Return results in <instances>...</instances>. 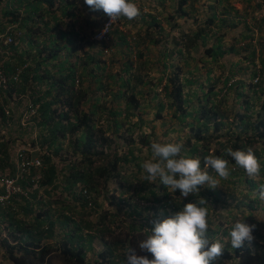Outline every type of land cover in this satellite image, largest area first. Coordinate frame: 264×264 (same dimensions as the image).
<instances>
[{
    "label": "trees",
    "instance_id": "16d2710c",
    "mask_svg": "<svg viewBox=\"0 0 264 264\" xmlns=\"http://www.w3.org/2000/svg\"><path fill=\"white\" fill-rule=\"evenodd\" d=\"M1 1H4V3L0 5V21L6 20L7 23L19 21L16 13L11 9V3L13 1L0 0V4ZM49 4L52 5L51 0H49ZM194 6L196 5L193 0H179L174 14L178 17L190 16L187 9H195ZM231 11L237 12L234 7L223 9V12L227 14ZM35 14L36 16L40 15L39 9L36 10ZM175 15L170 14V19H173ZM215 19L216 17L214 15L208 16L200 23L197 22L196 17H194L195 24H199V29L193 32L192 38H189V44L191 43V47L194 50H197L198 41H200L202 45H205L204 35L207 36L209 29H212L214 26H218L219 29L222 25L225 26L228 24L230 26H235L238 24L236 21L225 22L224 20L226 19H222L219 20L220 22L217 21L219 22L217 25L214 23ZM223 21L224 23H222ZM19 27L22 29L25 28V31L16 39L15 43H12L13 50H16V45L23 40L29 45L35 44L37 42L34 40L35 35H44L46 31L51 29L44 25L24 28L22 26ZM42 42L43 41H39L37 44L40 48V52L44 51V53H46L44 60H54L60 48H55L54 42L51 44ZM233 50V46L227 49V51ZM213 53L216 55V51H213ZM253 54L254 53H251V55ZM18 59L19 56L16 50L14 60L18 62ZM92 60H94L93 57H89L87 62L89 63ZM24 62L25 60L22 61L21 64ZM128 63H130L129 60ZM259 63L263 71L264 56L262 53L259 57ZM37 66L39 67L40 63H38ZM34 67L33 65H29L23 70L19 77L18 84L13 88L15 92L22 93L23 90L21 86H26L31 78L39 81L45 77L48 78L46 70L43 74H40V71L33 72L37 70H33ZM74 68L75 65L74 67H69L64 76L60 75L57 78L55 76L52 78L50 77V93L52 90L59 91L57 90L59 88L61 90L65 89V87H67V90L71 89V85L74 83ZM30 73H34V75L29 76ZM101 84H104V82H101ZM110 87L113 91L116 90V94L114 93V95L117 99H120L122 92H119V89L121 86H98V90L108 93L107 91ZM129 89L131 93L126 100L125 109L127 111L124 113V116H126L125 118L134 115L137 116V114H134V110L138 107V97L136 98L135 96L137 86H129ZM161 90L163 91L164 98L167 100V106L162 102L159 103L155 114L156 117H159L160 112L165 107H168L169 109H174V117H178L181 122H184L187 117L191 118V121L187 123L191 134L188 135V140L187 143L184 144L183 150L187 155L199 158L202 168L204 167L203 159L205 156L215 155L227 159L230 169V175L227 179L217 177L215 172L208 169L209 174L216 177L219 183L225 186V189L221 190L217 187L213 189L205 185L200 188L197 194H190L187 198H184L185 202L168 196V189L163 184H160L159 180L152 183L143 180L144 174L141 163L144 159L135 154L133 145L131 148H128L126 153L122 155L117 154V152L113 153L111 161L91 168L95 160L89 157V154L91 152L97 155L104 154L102 150H97V152H95L94 149L95 145H97V141L103 143L109 142V139L104 134L105 132L101 128L96 129L94 124L95 111L81 112L79 110L77 105L80 98L79 94L68 100L73 110L72 112L74 113L73 117H70L65 112L54 114V110H52L51 107L50 111H52L53 114L51 113L50 116L47 113L46 104H44L41 107L42 117L39 124L41 127L40 136H43L42 130L45 126H49V132L47 136L41 138L40 145L41 147H47L48 154L42 155L45 168L41 170L40 185L29 191V197L18 195L12 198L11 204L0 212V222L5 223L3 229L6 230L8 236L7 239L3 238L1 243L3 247L6 248L7 258L12 264H52V258L56 259L57 257L62 260L64 264H126L124 253L127 248H135L139 255L147 253L139 250L138 241L145 238L146 228L151 229L153 227L151 223L153 220L163 219L170 214V211H178L184 204L188 202H198L202 198H204L206 202L200 206L206 208L207 211L211 210V205L220 202L222 197L226 196V192H229L227 196L234 199L233 194L230 192L235 187L237 181L248 184L249 187L245 194L246 197H249L252 190L258 188L260 183H264V132H257V128L262 125L261 120L252 122L251 117L241 112L240 109L237 111L231 110L226 105L225 97L222 98V101H218L219 91L214 90L212 86L209 90L203 92L201 96L196 92H193L192 96L188 93L184 95V84L179 80L176 73L166 77ZM80 91L83 93L81 89L78 90V93H80ZM70 92L76 94L72 92V90H70ZM258 93L259 89L253 90L254 99L258 97ZM239 96L238 93L236 98L239 99ZM100 99H103L102 95H99V100ZM193 100L196 106H193L191 109L190 104H192ZM245 104L246 108H249V102L247 100H245ZM100 106L106 108L104 103L98 105V107ZM226 108H228V110H225ZM176 112L178 115H176ZM107 114L112 115L114 118V127L116 129L115 131H117L121 126V121L117 119L121 114L120 111L115 109L107 110ZM62 116L68 122L66 127V123L59 121ZM54 118L57 119V122H53ZM2 122L5 123L3 116ZM250 127L253 128L254 132L252 131L251 134L244 135L245 133H243V131L246 132ZM237 129L239 130L237 131ZM95 130H97L96 135ZM15 131L18 136L24 137L23 135L29 131V128L19 126ZM98 131H100V134ZM66 134H69L71 139L75 137L74 140L69 141L68 148L72 146L71 148L74 153L80 154V156L83 157L85 163H87L86 167L84 165L72 163L64 165L60 168L61 171H58L57 165L52 157L60 156V146L63 143V140L60 141V139L61 137H66ZM257 139L263 142L259 150L254 147ZM140 140L141 145L147 146L146 149L151 152V144H149L150 141L148 140V136L144 135ZM7 141L1 140L0 138L1 171H5L4 168L9 163L7 149L10 140L8 139ZM213 145H215V147L211 150ZM228 147L233 148V150L244 151H247L249 148L252 149L261 164V180L258 184L252 179L246 178V172L242 168L236 166L235 161L226 155L225 149ZM30 171L28 181H30L35 174L34 169ZM65 171L66 173H64ZM9 174L14 175L15 171L10 169ZM139 174L143 175L140 177ZM94 175L103 178L104 183H107L108 179L111 177L118 183V186L114 188L112 194L109 196H107L106 193L104 194L106 200V203H104L106 206L121 207V203H126L127 201L126 198H122L125 191H127L130 203L128 204L129 209L125 210L124 213L128 216H137V221L135 218V221L130 220V222L125 225L124 221L119 218L116 212L104 210L102 203L98 201L96 197L97 194L103 193L102 190L107 191V186L106 188H102L101 191L98 190V186L93 182ZM133 178L136 179L132 180ZM21 184L23 187L28 186L24 181H21ZM79 184H82L83 187H80ZM62 191L67 192L65 196L67 199L62 196ZM58 192L59 194L57 196H59L60 200L58 198L51 200L50 197ZM116 193L118 195H116ZM169 193L172 194L171 191H169ZM173 193L174 195L180 194L178 190ZM160 194L165 195L164 202L166 203L161 202L162 199L158 197ZM44 197H46V199H44ZM135 197L140 201L147 202V204L140 206L139 202L135 201ZM107 198L109 199V203H107ZM89 201L92 202V205ZM245 203L252 209V204H249V202ZM42 205H45L43 210L41 207ZM90 212H93V214L95 213L93 219L89 218ZM143 212L144 214H142ZM159 212L161 216H159ZM213 222L214 219L208 220L209 237L213 240L218 239L220 241L225 236L229 239L228 232L224 230L222 234L219 233V226H216ZM57 226L62 229L63 233L55 231ZM218 234L220 236H218ZM256 234L257 235H253L254 240L251 244L246 242L245 245L239 249H233L228 240L224 243L225 247L221 259H237L233 264H264V236L260 233ZM54 238L55 241L52 246L44 241L45 239ZM95 240L102 245L100 248H96V250L94 248ZM89 252L93 255L90 259L87 256Z\"/></svg>",
    "mask_w": 264,
    "mask_h": 264
},
{
    "label": "clouds",
    "instance_id": "9594fccd",
    "mask_svg": "<svg viewBox=\"0 0 264 264\" xmlns=\"http://www.w3.org/2000/svg\"><path fill=\"white\" fill-rule=\"evenodd\" d=\"M178 1H175L176 6L178 4ZM85 4L91 10L93 11L102 10L103 13L105 14L100 27L102 26L107 16L110 18V21L114 22L115 24V21H117L122 17L128 20H133L140 15V9L136 5V3L133 2V0H85ZM172 15H174V13ZM213 15L216 17L217 21L220 20L217 12H214L212 16ZM224 16L225 14H221V17L226 18ZM182 17L184 16H181V18ZM194 17L196 16L194 15L192 16V21L194 26H192V28L189 31H184L183 33L181 32L180 48L182 49L183 48L182 46L184 45L186 47V52H188V54H190V52L197 53L198 50H200V52L216 51V55L213 53L211 65L209 66L210 67L209 80H205V77L199 72L191 73L190 76L188 75V73H186L183 75L182 79L177 72H173V75L176 73L179 77V80L183 84L186 81L190 82L188 79H191L192 82L200 85V86H187L189 88V91L184 90V95L188 93L190 96H192V93L196 92L199 96H201L203 92L209 90L212 86L214 90L219 91L217 98L218 101L220 100L222 101L223 100L222 98L225 97L226 105L231 110L237 111L240 109L241 112H244V114L249 115L251 117L252 122H255L256 120H261L262 125L261 127L257 128V132H264V126H263L264 125V70L262 71V67L259 66V64L253 65V59L255 57L259 58L261 56V53L259 52L260 47L259 49L256 46H254V48L253 47L249 48L247 47L248 42L245 41L246 38H249L250 36H252V34H255L257 32L256 28L251 27L250 30L251 25L249 26V22L245 21V23H247L249 26L250 32L243 31L239 33L242 36L239 37V39L236 41V44L232 43L231 46H233L234 48L233 51H227V49H229L230 46L229 45H228L229 47L224 46L225 42L223 40V36H221L220 33H215L213 36L208 34L209 32L207 33L208 40L206 41L205 38V44L211 43V46L204 48V45H202L199 41L197 50H194L191 47V43L189 44V38H192L193 32L199 29V25L196 28L197 24H195ZM207 17H205L201 21H204ZM176 18L179 17L175 15V17L170 22L175 23L177 21ZM234 21L236 22L241 21L240 23H242L243 18L241 16H238ZM237 25L233 27H236ZM100 27L97 30H99ZM0 28H1L0 30L1 32L3 30L2 29L3 27L1 26ZM113 29H114V25H113ZM113 29L111 30V32H113ZM97 30H95L93 34ZM111 32L109 33V35L111 34ZM102 34L103 33H101V35ZM171 34L172 33L170 32L169 35L171 36ZM109 35L105 39H107ZM163 37H164L163 39V45H164L166 44L164 41L165 36ZM173 37H174L173 42L175 45H177V40L175 36ZM105 39H100V40L92 39V40L103 41ZM182 39L185 40V44ZM172 50L173 49L171 48L169 52H171ZM251 53L254 54L251 55ZM262 55L264 56V53H262ZM200 59H203L201 63L203 66H205L207 70L208 65L205 59L202 57L199 58V60ZM229 60L231 62H229ZM17 64L21 66L27 64L26 67L32 65V63L28 65L27 61H25L22 64L17 62ZM222 66H224V69L222 68ZM26 67L23 68V70L26 69ZM221 74L222 76H220ZM257 74L261 75L260 80L254 83L253 79ZM232 78L234 79V81L227 87V83ZM165 79L166 78H164V83H165ZM161 81H162V76H161ZM78 82H79V77L77 76L76 79H74V86H71L72 92L76 94H72L71 92L68 93V97L62 99V103H61L62 105L60 108H58V110H60L61 113L65 112L70 117H73L74 113L72 112L73 110L70 107L68 100L69 98L76 97L77 94L80 95L79 102L77 103L78 108L81 112L85 111L83 107L80 108V105L82 100H84L85 93L87 91L82 90L83 93H81V91L80 93H78V90H80V86H78ZM218 84L219 86H217ZM255 89H259V93L257 95L258 97L256 99H254L253 96V90ZM65 90H67V87H65ZM94 91L97 92L93 93V91H91L89 97H91L92 94H95V99H96L95 101L99 103L100 94H97L99 93V90H94ZM58 92L59 91L55 90L54 93H58ZM16 93L18 94L17 96L27 95V97H29V93H26V91H22V93H18V92ZM238 93L240 95L239 99L236 98ZM109 95H111V92L109 93ZM113 96L115 97L116 100H119L116 98L114 94ZM120 96L122 97L123 95ZM24 99L27 100V98H20L19 101H21L23 104ZM31 100H34V98H32ZM245 100L249 102V108H246ZM94 103L95 102H93V104ZM97 105L98 104L96 103L94 105V109L90 108L88 111L86 110L85 112L94 110L95 111L94 117H96L97 112L95 108L97 107ZM190 105L192 106V104ZM223 105L225 106L224 102ZM225 110H228V108H226ZM238 130L239 129H237V131ZM252 131L253 128L250 127L246 130V132L243 131V133H245L244 135H249L252 133ZM40 132L41 129L39 130V136H40ZM42 133L43 136L45 137V132L42 131ZM96 134H97V130H95V135ZM43 136L39 137L40 140ZM65 138L68 140V145H69V141L74 140L75 137L71 139L70 135L66 134ZM97 144L99 145L98 150H102L103 153H105L104 145L106 143L98 141ZM256 144L261 145L259 147L260 149L262 147L263 142L257 139L255 145ZM68 145L66 141L65 148L70 150L72 146L68 148ZM65 148H63V150ZM150 148H151V158L146 159L141 163V168L144 174L143 180L148 181L150 183L159 180L160 184H163L171 192H176L178 190L181 194V197L187 198L190 194L195 195L200 191V188L204 187L205 185L213 189L219 185V180L213 175H210L208 169H211L213 172L216 173L217 177L222 179H227L230 175L229 161L227 159L215 155L205 156L203 159L204 167L202 168L201 160L199 158H194L187 155L183 150L184 145L182 143L179 142L161 143V142L153 141L150 145ZM212 149L213 147H211V150ZM225 153L228 157H231L232 160L235 161L236 166L242 168L246 172L249 178L255 179L260 175L261 164L251 148H249L247 151H244V150H233V148L228 147L225 149ZM44 154H48V153L44 152ZM64 173H66V171ZM35 174L40 176L39 177V182H40L41 170L40 172L38 170L37 171L35 170ZM259 182H255V183L258 184ZM105 184L107 186V191L102 190L103 193L97 195H100L106 203L104 194L106 193L107 196H109L108 193L112 194V192H114V188L118 186V183L114 180V178L111 177L110 179H108L107 183H104V185ZM79 186L83 187L82 184H79ZM106 186L102 188H106ZM254 190L255 191L257 190V193L254 192V196L255 197L258 196V198L261 201H264V183H260L258 185V188H254L252 192ZM125 192L126 194H128L127 191ZM116 195L118 194L116 193ZM124 195L122 196V198H124ZM107 201L109 203L108 198ZM205 202L206 201L204 198L200 199L198 202L197 201L188 202L184 204L183 207L180 208L178 211H170V214L167 215L165 218L153 220L151 222L153 227L151 229L146 228L145 238L138 241L139 250L141 252H147V253H143L142 255H139L135 248L132 247L127 248L124 253L126 257V264H215V262L221 259L223 255V249L225 246L220 240L218 239L213 240L208 235L209 233V223L207 218L208 212L206 208L200 206L203 205ZM107 206H108L107 208L110 209L109 208L110 205ZM142 214H144V212ZM129 217L132 221H135V218L136 221L138 220L137 216H129ZM255 228H256L255 224L250 225L244 222V217L236 218L234 221H232L230 227L228 228V237L231 247L233 249H239L242 248L246 242L251 244V242L254 240L253 232ZM220 233L222 234V232ZM222 260H229V258H224ZM233 261H234L233 263H235L237 259H234Z\"/></svg>",
    "mask_w": 264,
    "mask_h": 264
},
{
    "label": "crops",
    "instance_id": "0c3cea01",
    "mask_svg": "<svg viewBox=\"0 0 264 264\" xmlns=\"http://www.w3.org/2000/svg\"><path fill=\"white\" fill-rule=\"evenodd\" d=\"M10 1H13L11 3L12 11L19 18V21L12 23L13 25L22 26L23 28L44 25L51 29L46 31L44 35H35L34 40L37 42L33 45L27 44L24 40L16 45L19 56L18 62L21 63L25 60L28 65L32 63L33 67L35 66L33 70L37 69L33 72L40 71V74H43L46 70L48 78L45 77L40 81L31 78L28 79L26 86H21L23 91L29 93L27 101L34 98L32 101L38 105L32 123L23 127L29 128L30 132L27 131L23 135L24 137L18 136L15 130L19 128L20 124L17 123V120L8 126L3 125L0 127L1 140L7 141L11 138L7 149L9 163L4 168L9 172L10 169L16 172L18 148L29 141L39 148V151L30 152L31 155L41 158L44 152L48 153L47 147H41L40 145L41 107L46 104L47 113L50 116L51 113L53 114L50 107L54 110V114L61 113L58 108L62 105V99L68 97L71 89H59L58 93H54L55 91L52 90L50 93V79L53 76L56 78L60 75L64 76L69 67L75 65L74 79L78 76V86L81 90L87 91L85 93L86 99L84 98L80 105V108H86L87 111L88 108H91L89 103L90 92L98 90V86H158L165 70L164 60L169 57L175 58V72L181 76V79L184 74L188 73L190 76L194 72L202 74L205 80L210 79L209 66L211 65L213 52H200L198 50V56L204 58L208 65L206 70L201 63L202 60L195 61L196 55L194 52L188 54L183 48H180L181 32L189 31L194 26L193 15L189 13L190 16L179 17L182 20L177 19V23L170 22L167 18H170L169 14H173L177 7L176 4L174 6L173 0H133L140 9V15L133 20L122 17L115 21L113 32L103 41L92 40L91 35L100 27L105 14L102 10H91L85 4V0H51L52 5L49 4V0ZM3 3L4 1H1L0 5H3ZM37 9H39V16L35 14ZM9 24L6 20L0 21V27ZM170 32L177 40V45L171 44L173 52L164 50L166 48L163 46V36H165L164 41H169L166 36ZM205 38L207 41L208 37L205 36ZM172 40H174L173 36ZM39 41L47 44L54 42L55 48H60L54 60H44L46 53L44 51L40 52L37 44ZM165 43L167 44V42ZM208 46H211V43L205 44L204 48ZM189 55L191 58H189ZM89 57H93L94 60L88 63L87 59ZM128 60L130 63H128ZM38 63H40L39 67L37 66ZM222 68L224 69V66ZM32 75L34 73H30L29 76ZM188 80L190 82L186 81L184 86H200L192 82L191 79ZM101 82H104V84H101ZM71 86H74V83ZM19 103L22 102L19 101ZM22 105L25 107L26 103L15 104L13 108ZM59 121L66 123V127L67 120L63 116L60 117ZM53 122H57V119L54 118ZM48 130L49 126L43 128L42 131L45 132V136H47ZM2 131L4 134H1ZM65 139V137H61L60 141L63 140L64 143ZM62 146L63 144H61L59 152L63 150Z\"/></svg>",
    "mask_w": 264,
    "mask_h": 264
},
{
    "label": "rangeland",
    "instance_id": "374dc122",
    "mask_svg": "<svg viewBox=\"0 0 264 264\" xmlns=\"http://www.w3.org/2000/svg\"><path fill=\"white\" fill-rule=\"evenodd\" d=\"M175 1H178V0H173L174 6H175ZM193 2L196 5L194 6L195 9L190 8L188 11L189 13L197 17L196 18L197 22H200L202 19H204L207 16H212L214 12H217L220 20L226 19L224 20L225 22L234 21L236 20L238 16H241L243 18L242 23H240L241 21H239L236 27H233L227 24L225 26L222 25L219 29H218V26H214L212 29H209L208 34L214 36L215 33H220L221 36H223V40L225 42L224 46H228V45L231 46L232 43L236 44V41L239 39L240 36H242L239 33L243 31L250 32L249 26L251 25L250 30H251V27H254L256 28L257 32L255 34H252V36L249 35L250 37L245 39V41L248 42L247 47L254 48V46H256L258 47V49L260 47L259 52L264 53V4L262 3V0H204V1L203 0H193ZM230 7L231 8L234 7L237 10V12L231 11V12H228V14L223 13V9L230 8ZM221 14H225L224 17L226 18L221 17ZM176 19L179 20L180 18H176ZM171 20L172 19L169 18V21ZM181 20L182 19H180V21ZM177 21L175 23H177ZM224 21L222 23H224ZM245 21L249 22V26L247 23H245ZM202 22L203 21H201L200 23ZM219 22H217V20L215 19L214 23L218 25ZM198 25L199 24H197L196 28L198 27ZM181 30L183 31V29ZM172 36L174 35L172 34L171 36L169 35L168 36L169 41H165L167 42V44L163 45L166 48L164 49L166 51L170 50L171 44L174 43L172 40ZM182 40L185 44V40L184 39ZM182 47L184 48L186 52V47L184 45ZM195 54H196L195 61L197 62L199 58L201 57L198 56L199 52ZM189 58L191 57L189 56ZM200 60H203V59H200ZM164 61H165L164 63L165 70L162 75V81L158 84V86H137V89L135 90L137 91L135 92V96L136 98L138 97V107L136 108V110H134L135 111L134 114H137V116L134 115L128 118H125L126 116L123 117L124 112L127 111L125 109L126 100L129 94L131 93L129 86H121V89H119L120 90L119 92H122L123 96L119 100L114 99L113 94L116 91H113L111 87L108 88V91H107L108 93L99 90V93L97 94H100L103 96V99H100L99 103L95 101L96 100L95 94L91 95L89 99V103L92 104V107H91L92 109H94V105L96 103L98 105L103 104V103L106 105V108L102 106L98 107V105L95 108L97 115L96 117H94L95 119L94 124L97 129L101 128L105 132L104 133L105 136L109 139V142H107L104 145L106 153H104L103 155H97L94 152L90 153L89 157H92L95 160V162L92 163L91 168H95L100 164H105L111 161V159L113 158V153L117 152V154L119 155L126 153L128 148H131L132 145L135 148L134 152L137 156H140L144 160L150 159L151 152L148 149H146L147 146L141 145L140 138H142L144 135L148 136V140L150 141L149 144H151L153 141H157L161 143L179 142V143H182L183 145L187 143L188 135L191 134L189 131L190 130L189 125H187V123L191 121L190 117H187L184 120V122H181V120L178 119V117H174L173 115L175 114L174 109H169L168 107H165L160 112L159 117H156L155 115L159 103L162 102L167 106V100L164 98L163 91L161 90L162 88L161 84L164 83V78H166L169 75H173V72H175L176 70V68H174L176 67L175 58L169 57L168 59H165ZM229 62L231 61L229 60ZM258 64L260 66L259 58L255 57L253 59V65H258ZM220 76H222V74ZM109 90L111 92V95H109ZM184 90L189 91V88L185 86ZM95 92L97 91L93 90V93ZM93 102L95 103L93 104ZM193 106H196L194 100L192 102L191 108ZM112 109L118 110L122 113L117 118L119 121H121L120 122L121 126L119 127V129H117V131H115L116 129L114 127V121H113L114 118L112 117V115L107 114V110H112ZM84 110L86 111L87 109L84 108ZM176 115H178L177 112H176ZM98 133L100 134V131H98ZM9 140H11V138ZM66 141L68 145V140L65 139L63 146H62L63 148H65L66 146ZM260 146L261 145L256 144L254 147L259 149ZM98 147H99L98 144L95 145V149H94L95 152H97ZM214 147L215 145H213V148ZM59 155L60 156L52 157L53 161L57 165L58 171H61L60 168L63 167L64 165H68L72 163H75L78 165H84L85 167L87 166V163H85L83 157H81L80 154H75L72 148L70 150L65 148L64 150L61 151ZM139 175L141 177L143 174H139ZM245 177L248 179H252V178H249L246 173H245ZM135 179L133 178L132 180H135ZM252 180L254 182H259L261 180L260 175ZM93 182L96 186H98L97 189L100 191L102 190V187L106 186V184L104 185V179L97 175H94ZM248 187H249L248 184H246L245 182L242 183L240 181H237L235 187L230 192L233 194L234 199H231L229 196H227L229 192H226V196H223V197L221 196L222 197L221 201L217 202V204H212L211 210L207 211L208 220L214 219L213 223L216 226L218 225L220 228L219 233L224 230L228 232V228L230 227L232 221H234L236 218L244 217V222L250 225L251 224L256 225L253 235H257L256 233H260L261 235L264 236V201H261L258 198V196L257 197L254 196V192L257 193V190L256 191L254 190L250 194L249 197H246L245 194L247 191L246 189ZM217 188L223 190L225 189V186L219 183ZM169 191L170 190L168 189V196H172L179 201L185 202L184 197H181V194L174 195L173 192H171L172 194H170ZM62 193H63L62 196L66 198L65 196L67 192L62 191ZM58 194L59 192L56 193L54 196L50 197V199L52 200V199L58 198L60 200L59 196H57ZM108 195H110V193H108ZM158 197L162 199L161 202L165 201L164 199L165 195L160 194L158 195ZM96 198L98 201L102 203L104 210L108 209L107 208L108 206H106V204L104 203L105 201L100 195H97ZM124 198H126L127 201L126 203H121L120 205L121 207H116V206L111 207L110 206L109 207L110 209L108 210L112 212H116L119 218H121L124 221V224L126 225L129 222V220H131L130 217L124 213L125 210L129 209L128 204L130 203L128 194H126V192H125ZM44 199H46V197H44ZM135 201L139 202L140 200L137 197H135ZM245 202H249V204H252L253 208L252 209L249 208L248 204ZM139 204L144 206L147 203L141 201L139 202ZM41 207L43 210L45 208V205H42ZM159 216H161L160 212H159ZM94 217H95V213L93 214V212H90L89 218L93 219ZM3 224L4 223L2 222L1 227L3 226ZM55 231L63 233L62 229L59 228L58 226L55 228ZM122 232H125V231H122ZM61 233L60 235L62 236ZM218 236L220 235L218 234ZM3 238L7 239L8 236H7L6 230L1 228L0 229V264H12L7 258L6 248H4L1 243ZM228 240L229 239H227V237L225 236L221 239V242L224 244ZM44 241L48 242L52 246V244H54L55 238L45 239ZM94 245H95L94 246L95 250L96 248H100L102 246L96 240L94 241ZM87 256L89 259L93 257V255H91V252H89V255ZM51 262L52 264H64V262L60 260L58 257L56 259L52 258ZM233 262L234 261L232 259H229V260L219 259L217 262H215V264H220V263L233 264Z\"/></svg>",
    "mask_w": 264,
    "mask_h": 264
},
{
    "label": "built area",
    "instance_id": "2783aa9c",
    "mask_svg": "<svg viewBox=\"0 0 264 264\" xmlns=\"http://www.w3.org/2000/svg\"><path fill=\"white\" fill-rule=\"evenodd\" d=\"M114 22L110 21L107 16L100 27L93 35L92 39H105L111 30L113 29ZM3 30L0 32V127L3 125H10L13 121L17 120L20 126L26 127L28 124L32 123V119L36 114L38 105L32 100L27 101L24 99V104L26 106L13 108V105L19 104L20 98H28L27 95L17 96L18 94L13 90L14 86L18 84L20 74L23 68L27 64L18 65L17 61L14 60L15 50L12 49V43H15L16 39L24 33V29L17 25L9 24L5 25ZM101 33H103L101 35ZM259 74H257L253 82L256 83L260 80ZM234 81L230 79L227 83V87ZM77 82V80H76ZM258 88V87H256ZM22 104V103H21ZM2 116L5 119V123L2 122ZM1 134H4L2 131ZM18 162L16 164V172L14 175L9 174V171L0 170V212L6 206L11 204V199L17 197L18 195L29 197V191L33 188L39 186V175L32 176L31 180L29 178V170L34 169L40 170L44 169L42 159L36 155H31L30 152L39 151V148L27 142L18 148ZM21 181H24L28 186L23 187ZM32 182V183H31ZM31 187H30V186ZM92 205V202L89 201ZM13 205V202H12ZM0 222V227H1ZM4 223V222H3ZM5 223L1 228H3Z\"/></svg>",
    "mask_w": 264,
    "mask_h": 264
}]
</instances>
